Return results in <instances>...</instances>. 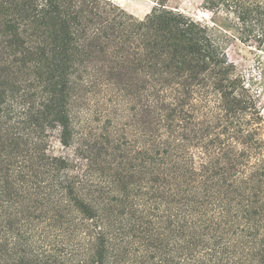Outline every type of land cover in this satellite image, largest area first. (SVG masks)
<instances>
[{"label":"trees","instance_id":"16d2710c","mask_svg":"<svg viewBox=\"0 0 264 264\" xmlns=\"http://www.w3.org/2000/svg\"><path fill=\"white\" fill-rule=\"evenodd\" d=\"M151 1L138 20L106 0H0V264H264L258 92L207 24ZM202 9L264 54V0ZM92 94L129 105L133 128L113 111L77 127Z\"/></svg>","mask_w":264,"mask_h":264},{"label":"rangeland","instance_id":"374dc122","mask_svg":"<svg viewBox=\"0 0 264 264\" xmlns=\"http://www.w3.org/2000/svg\"><path fill=\"white\" fill-rule=\"evenodd\" d=\"M118 6L123 12L135 19L143 20L154 6L151 0H106ZM204 0H168L166 6L173 10H177L188 17L196 19L209 26L210 32L216 41L222 47L226 57L234 62L238 71L245 76L246 83L252 84V88L258 92L261 114L264 126V54L259 53L252 47L243 45L236 38V34L226 31L218 25L211 22V15L202 9ZM217 23L219 20L217 19ZM100 64V65H99ZM97 66H101L98 63ZM97 79H103L105 76L102 72L92 73ZM127 76L135 78L141 77V74L129 73ZM106 78V77H105ZM72 114L75 118L77 127L81 124L82 119H89L90 130L93 133H100L104 126V116L110 112L118 115L119 129L131 130L135 124L134 112L129 110V105L121 102L114 105L113 102L106 100L102 94L89 95L87 101L77 100L74 104ZM208 108L213 107V103H208ZM116 110V111H115ZM114 116V115H112ZM121 131V130H120ZM58 153L64 152L59 146L55 149ZM67 151V150H65Z\"/></svg>","mask_w":264,"mask_h":264}]
</instances>
